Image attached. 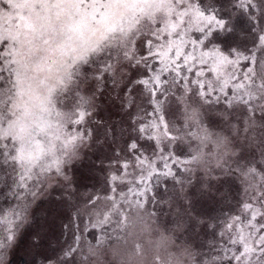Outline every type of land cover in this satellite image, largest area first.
I'll list each match as a JSON object with an SVG mask.
<instances>
[{
  "label": "rangeland",
  "instance_id": "rangeland-1",
  "mask_svg": "<svg viewBox=\"0 0 264 264\" xmlns=\"http://www.w3.org/2000/svg\"><path fill=\"white\" fill-rule=\"evenodd\" d=\"M0 264H264V0H0Z\"/></svg>",
  "mask_w": 264,
  "mask_h": 264
}]
</instances>
